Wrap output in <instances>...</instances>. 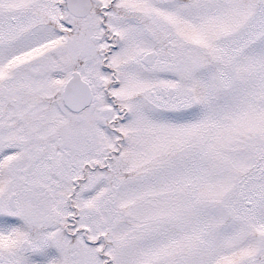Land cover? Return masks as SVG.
<instances>
[{"label":"snow or ice","instance_id":"1","mask_svg":"<svg viewBox=\"0 0 264 264\" xmlns=\"http://www.w3.org/2000/svg\"><path fill=\"white\" fill-rule=\"evenodd\" d=\"M0 264H264V0H0Z\"/></svg>","mask_w":264,"mask_h":264}]
</instances>
